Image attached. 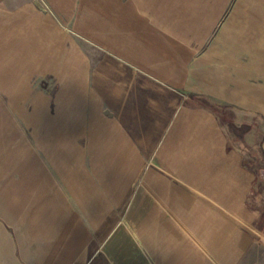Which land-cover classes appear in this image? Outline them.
Returning <instances> with one entry per match:
<instances>
[{
  "label": "crops",
  "instance_id": "1",
  "mask_svg": "<svg viewBox=\"0 0 264 264\" xmlns=\"http://www.w3.org/2000/svg\"><path fill=\"white\" fill-rule=\"evenodd\" d=\"M228 1L0 0V264H264Z\"/></svg>",
  "mask_w": 264,
  "mask_h": 264
},
{
  "label": "rangeland",
  "instance_id": "2",
  "mask_svg": "<svg viewBox=\"0 0 264 264\" xmlns=\"http://www.w3.org/2000/svg\"><path fill=\"white\" fill-rule=\"evenodd\" d=\"M239 1H241V3L238 6L237 3H239ZM237 6L239 7V10L237 9ZM235 8L237 11H234ZM223 16L225 23L231 19L235 28L237 29L239 27V60L242 73L241 78H246L251 84L256 86V94L259 102V104L257 102V106L262 108L264 107V0H229L228 4H226L224 8ZM48 81H50L52 84L55 82L54 80ZM61 85L62 86L56 85L51 90L53 95L52 101H49L48 99L47 102L49 105L48 108L50 107L49 109H51L50 112L52 114H54L58 104L60 103V100L58 102L54 101L55 98H58V96H55L56 91L60 88H62L63 91L66 89L69 90L70 88L64 83ZM46 86L47 90H50L49 85ZM65 95L66 94H64L63 97ZM243 97V94H241L240 98ZM247 103L250 104V102ZM251 103L253 102L251 101ZM253 104L256 105L255 103ZM259 112H261V110ZM263 117L264 114L262 112L257 114V123H255L258 127H264ZM253 123L254 121L252 122V120L250 122L240 123L241 125H239L240 129L238 131L243 135L244 133L248 132V129L253 125ZM262 136L263 135L259 137L262 138ZM246 158L248 159V156H246ZM251 164H253L252 167L255 168L260 178L264 179V159L262 157V151H260L259 148L256 150L254 159L251 158ZM257 194V206H259V208L264 207V183L258 186ZM0 220L2 219L0 218ZM6 226L9 228V230L14 232V228L11 225L7 224Z\"/></svg>",
  "mask_w": 264,
  "mask_h": 264
},
{
  "label": "bare ground",
  "instance_id": "3",
  "mask_svg": "<svg viewBox=\"0 0 264 264\" xmlns=\"http://www.w3.org/2000/svg\"><path fill=\"white\" fill-rule=\"evenodd\" d=\"M26 234V233H25ZM1 260V259H0Z\"/></svg>",
  "mask_w": 264,
  "mask_h": 264
}]
</instances>
